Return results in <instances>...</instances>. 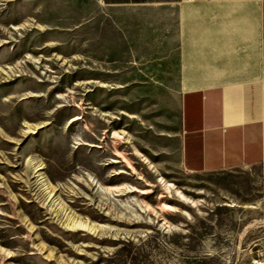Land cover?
<instances>
[{"label": "rangeland", "instance_id": "obj_1", "mask_svg": "<svg viewBox=\"0 0 264 264\" xmlns=\"http://www.w3.org/2000/svg\"><path fill=\"white\" fill-rule=\"evenodd\" d=\"M75 7L0 0V264L264 263L256 173L184 171L181 92L126 58L158 12Z\"/></svg>", "mask_w": 264, "mask_h": 264}, {"label": "crops", "instance_id": "obj_2", "mask_svg": "<svg viewBox=\"0 0 264 264\" xmlns=\"http://www.w3.org/2000/svg\"><path fill=\"white\" fill-rule=\"evenodd\" d=\"M64 1L85 12H158L129 22L126 58L153 68L160 89L181 92L182 169L253 171L264 204V0Z\"/></svg>", "mask_w": 264, "mask_h": 264}, {"label": "bare ground", "instance_id": "obj_3", "mask_svg": "<svg viewBox=\"0 0 264 264\" xmlns=\"http://www.w3.org/2000/svg\"><path fill=\"white\" fill-rule=\"evenodd\" d=\"M227 206L234 207L235 205L234 204H229ZM71 226L73 228H75V227H80V228H85V229L87 228L86 225H83L81 222H76V221H71ZM257 264H264V263L263 262H257Z\"/></svg>", "mask_w": 264, "mask_h": 264}]
</instances>
